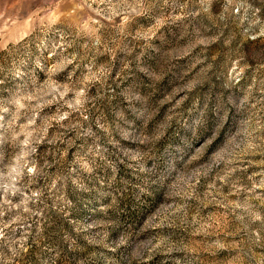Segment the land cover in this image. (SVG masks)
Wrapping results in <instances>:
<instances>
[{
  "label": "rangeland",
  "instance_id": "rangeland-1",
  "mask_svg": "<svg viewBox=\"0 0 264 264\" xmlns=\"http://www.w3.org/2000/svg\"><path fill=\"white\" fill-rule=\"evenodd\" d=\"M0 264H264V0H0Z\"/></svg>",
  "mask_w": 264,
  "mask_h": 264
}]
</instances>
